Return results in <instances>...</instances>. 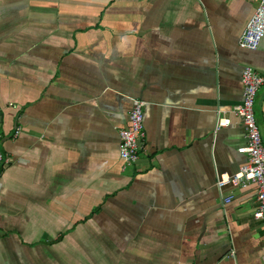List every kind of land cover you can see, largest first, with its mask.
I'll return each instance as SVG.
<instances>
[{
	"label": "crops",
	"instance_id": "obj_1",
	"mask_svg": "<svg viewBox=\"0 0 264 264\" xmlns=\"http://www.w3.org/2000/svg\"><path fill=\"white\" fill-rule=\"evenodd\" d=\"M253 8L0 0V264H264L255 186L215 187L244 161L240 71L264 72V37L237 45ZM134 98L144 136L123 165ZM252 111L264 149V82Z\"/></svg>",
	"mask_w": 264,
	"mask_h": 264
},
{
	"label": "built area",
	"instance_id": "obj_2",
	"mask_svg": "<svg viewBox=\"0 0 264 264\" xmlns=\"http://www.w3.org/2000/svg\"><path fill=\"white\" fill-rule=\"evenodd\" d=\"M250 1L254 3L253 11L237 36L238 47L246 50H254L259 40L264 37V0ZM240 81L241 100L232 105L230 111L240 118L244 130V143L236 147V152L244 156V161L238 165L235 172L218 174L215 178V187L219 191L227 183L242 188L252 183L255 186V208L252 216L264 223V149L252 111L255 92L264 82V72H258L245 65L240 71ZM143 105V100L134 98L128 111L127 125L118 130L117 155L123 165L135 163L142 148ZM228 124L229 118L220 115L216 119L214 129ZM3 162V155L0 152V163ZM230 198L231 196L222 197L223 203L228 202Z\"/></svg>",
	"mask_w": 264,
	"mask_h": 264
}]
</instances>
